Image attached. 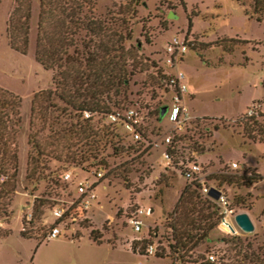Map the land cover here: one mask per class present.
<instances>
[{
  "label": "rangeland",
  "instance_id": "1",
  "mask_svg": "<svg viewBox=\"0 0 264 264\" xmlns=\"http://www.w3.org/2000/svg\"><path fill=\"white\" fill-rule=\"evenodd\" d=\"M92 1L93 14L100 18L108 12L117 16L116 12L127 3L134 10L128 20L131 37L124 46H137L144 69L129 79L126 107L138 109L143 116L142 138L138 142L146 149L123 165L127 170L124 178L116 173L120 167L110 173L100 170L102 176L94 183L95 199L89 207L81 214L74 212L72 220L56 224L59 234L47 238L45 229L55 221L51 209L74 200L78 181L95 180L91 172L67 168L70 179L62 180L64 188L56 189L58 196L50 197L55 205L43 209L40 225L44 232L36 230V224L32 226L30 233L43 237L20 235L21 218L31 212L33 198H43L47 191L44 181L31 185L24 174L30 99L34 92L50 87L51 72L41 68L33 56L38 0H30L25 54L7 45L5 26L14 0H0V87L20 98V122L15 129L17 175L8 207L9 221L0 224L1 229L7 230L6 235L0 236V264H169L165 257L142 253L148 242L156 251L162 249L165 256L163 223L180 190L189 183L178 165L181 168L190 162L200 166L204 184L220 190L230 214L213 201L220 219L225 216L232 229L219 223L194 252L204 260L208 254L214 261L226 258L231 256L227 240L236 236L252 250L264 253V142L257 137L248 138L241 129L242 116L252 103H259L264 111V7L260 20H256L252 0ZM172 39L181 42L185 49L168 66L165 48ZM219 44L230 46V50ZM175 72L183 74L187 91L184 105L191 116L178 131L155 115V109L168 101L165 81ZM119 133L124 143H132L121 130ZM172 134L189 139L177 144L184 146L178 163L166 164L161 154L163 138ZM191 142L201 146L202 152L191 151ZM123 160L124 157L109 158L108 162L112 166ZM56 166L50 163L48 167ZM218 174L259 177L248 185H218L212 178ZM236 199L242 201L235 203ZM138 207H149L151 212L140 216L141 230L134 232L127 219ZM240 212L246 213L253 224L249 233L242 232L232 220ZM91 229L100 235V243L89 238ZM131 242H136L134 251L130 249Z\"/></svg>",
  "mask_w": 264,
  "mask_h": 264
},
{
  "label": "trees",
  "instance_id": "2",
  "mask_svg": "<svg viewBox=\"0 0 264 264\" xmlns=\"http://www.w3.org/2000/svg\"><path fill=\"white\" fill-rule=\"evenodd\" d=\"M130 5L125 4L115 17L108 12L100 18L93 14L92 0H38L33 56L41 68L51 72V83L49 88L34 92L30 99L24 179L31 185L44 181L47 191L43 198H33L30 220L21 218L23 237H43V234H31L32 226L36 224V230L44 232V226L40 225L43 209L55 205L50 197L58 196L56 189L64 188L61 177L67 168L94 175L100 170L115 172L120 167L116 173L124 178L127 170L123 165L146 149L138 141L124 143L120 125L106 121L112 111L126 107L129 79L144 69L137 46H124L131 37L128 20L134 16V10ZM263 7L264 0H252L256 20H260ZM29 18L30 0H14L5 33L8 47L20 54H25L27 49ZM219 45L230 50V46ZM162 106L155 109L157 120L162 118L159 115ZM19 107L20 98L0 87V224L9 221L8 207L15 190V129L20 122ZM242 117L241 129L247 137L264 142V122ZM188 139L185 135L172 137L167 147L172 164H177L182 157L184 146L177 144ZM190 148L196 154L202 152V147L194 142ZM122 157L123 162L110 166L109 158ZM50 163L57 166L49 169ZM258 177L212 176L218 185H248ZM199 191L194 182L184 184L163 223L166 254L160 249L153 255L167 258L169 264H264V253L252 250L236 236L227 240L231 256L226 258L209 262L194 252L220 223L215 202ZM241 201L236 199L235 203ZM58 223L55 220L53 225ZM49 228L45 229L46 234ZM6 234L7 230L0 228V236ZM88 235L100 243L96 230H89ZM135 243H130L132 251Z\"/></svg>",
  "mask_w": 264,
  "mask_h": 264
},
{
  "label": "built area",
  "instance_id": "3",
  "mask_svg": "<svg viewBox=\"0 0 264 264\" xmlns=\"http://www.w3.org/2000/svg\"><path fill=\"white\" fill-rule=\"evenodd\" d=\"M165 49L168 54L166 63L168 66H171L172 60H175L178 56H180L184 52L185 47L181 42H178L176 39H172V41L166 45ZM165 87L167 88V93L169 94V97L168 101L163 104L165 107V111L162 118H164V120L168 124H170L174 131H178L184 128L185 124L190 120L191 117L187 111L186 106L184 105L187 91L186 86L183 82V74L181 72H175L172 75L168 76L165 81ZM243 115L246 117H253L264 122V111L261 110V105L259 103H252L251 106L245 110ZM106 121L109 123L119 124L122 132L130 138L131 142H137L141 140L144 120L143 116L140 114V111L138 109L134 107H126L123 109L114 110L107 115ZM172 137L173 134L171 136L167 135L163 138L164 149L161 154L162 157L165 159L166 164H171V155L167 151V147ZM178 167L182 176L186 180L198 184L201 194L207 196L209 188L212 187L216 189L219 192V196L217 200H215V202L221 205L223 212H225L226 214H230V210L226 209V201L223 195L221 194L220 190H218L215 186L204 184L205 182H203L201 168L197 163L190 162L183 165L181 168L180 165H178ZM231 167L235 168L236 164L232 163ZM93 176L95 177L94 181L82 180L77 182L75 186L77 195L74 200H71L67 206L56 205L51 209V214L54 220L59 221V223L64 222L67 219L72 220V214H74V212H78L81 214L87 209V207H89L91 202L95 199L94 183L99 178H101L102 172L97 171ZM61 179L63 181H68L70 179V172H64ZM150 212L151 211L149 207L135 208V210L127 219L128 224L131 225L134 232H139L141 230L142 223L140 220V216H147L150 214ZM30 218L31 214L29 212V214L25 216V219L26 221H28L30 220ZM220 223L226 229L232 231L225 216L220 219ZM58 234V225H52L48 229L46 237L53 238L56 237ZM154 253L155 248L151 244H148L144 248L142 255L147 256L153 255ZM206 260L209 262H213L214 257L211 254H208L206 256ZM195 264L200 263L196 262Z\"/></svg>",
  "mask_w": 264,
  "mask_h": 264
},
{
  "label": "water",
  "instance_id": "4",
  "mask_svg": "<svg viewBox=\"0 0 264 264\" xmlns=\"http://www.w3.org/2000/svg\"><path fill=\"white\" fill-rule=\"evenodd\" d=\"M164 111H165V107L162 106L160 108L159 115L163 116ZM207 196L212 200H217L219 196V192L211 187L207 192ZM233 222L237 226V228H239L242 232L249 233L253 230V224L249 219L248 215L244 212L236 213L233 216Z\"/></svg>",
  "mask_w": 264,
  "mask_h": 264
}]
</instances>
